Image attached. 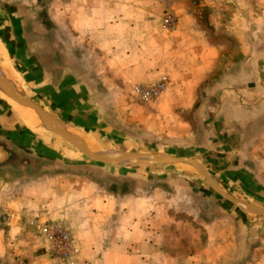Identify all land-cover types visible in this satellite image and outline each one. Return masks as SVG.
I'll return each instance as SVG.
<instances>
[{
	"label": "crops",
	"instance_id": "crops-1",
	"mask_svg": "<svg viewBox=\"0 0 264 264\" xmlns=\"http://www.w3.org/2000/svg\"><path fill=\"white\" fill-rule=\"evenodd\" d=\"M174 11L165 34L153 0H0V81L61 131L76 129L91 153L112 154L83 69H121L130 86L166 74L153 101L125 91V132L152 126L151 149L195 159L228 198L173 168H160L165 176L148 189L137 167L121 174L132 183L125 191L37 192L36 172L80 160L69 147L79 152L35 133L44 122L22 121L34 108L0 87L13 114L0 108V264H50L34 219L68 224L72 264H264V219L246 209L264 214V0H175Z\"/></svg>",
	"mask_w": 264,
	"mask_h": 264
},
{
	"label": "rangeland",
	"instance_id": "rangeland-1",
	"mask_svg": "<svg viewBox=\"0 0 264 264\" xmlns=\"http://www.w3.org/2000/svg\"><path fill=\"white\" fill-rule=\"evenodd\" d=\"M153 1L158 6V9L160 11L159 15H160V25H161L163 5L156 2L155 0ZM174 4H175V0H173V4H172L173 13L175 15ZM162 30L165 34L169 33V31H166L163 27H162ZM77 55L81 57V59L84 56L86 57V58L84 57L85 59H88L86 53L79 52ZM119 57H121L120 54H114L113 61L115 62V66H119V63H120ZM90 65L93 66V64L91 63ZM83 70L85 71V74L91 76V80L93 82V85L91 86L92 87L91 89L92 97L97 96L96 98L99 99L97 101L92 100V103H93V107H97L98 109L97 111L100 112V116L98 117V120L100 121L102 127L106 130L105 132H108V135H107L108 140L104 138L103 141L101 142L106 145L107 149L113 150L114 153H112L111 155L115 157V156H122V155L135 154V153L159 154V152H157L154 149H151L149 145H147V143L153 142V140L151 139H154V137L156 138V135L154 134L155 130L152 131L153 129L152 126L147 127V129H151V132L147 131L146 135L139 132L137 128H134V126L133 127L130 126L128 132L127 131L125 132V125H126L125 124V114L123 113V110H124L123 107H125V91L127 92V94H129L130 99L132 100L133 98L132 97L133 93L131 94L132 87L138 84L137 83L131 84V86L129 84L125 85V77L122 75L123 70L121 69L87 68ZM161 76H167V75L160 74L158 76V79ZM105 79H109L113 81V86H110L109 84H107ZM140 86H145V85H140ZM167 87H168V84H167ZM134 101L140 104L148 103V102H139L137 99ZM0 108L1 110H5L6 112L13 115L11 113L12 112L11 109L2 100H0ZM110 113H112L113 116L109 115ZM51 117L52 119L59 121L58 118L54 116H51ZM22 121H23V118H22ZM18 122L20 121L18 120ZM106 124L112 125L114 127V130L110 131L109 127L105 126ZM35 133H42V134H46L47 136L48 134H52L47 130H44V131L36 130ZM52 136L53 138L60 140L54 134H52ZM96 144L97 146L102 147L101 146L102 144L100 142H97ZM69 148L70 150L74 152V154H76L77 158L80 159L81 161L80 160L76 161L78 163L77 165H75L74 163L76 162H74V163H71V165L67 164L66 166H59V167L52 166L51 164L44 165L43 168H41L38 172L34 174L35 187L33 188V190L38 189L37 192H39L40 190L44 189L42 188V186L50 184L51 187L47 188L48 191H54L55 193H62V192L66 193L68 191L70 192L77 191V188L80 186H83L85 188L94 186L95 188L97 187L98 189H108L109 191L117 190L121 192V190L125 191V189H128V188L132 189V187H129V185L132 184L131 181H125V179H123L124 181H121V178H122L121 174L125 173L129 169H133L137 167H139L140 170H145L143 171L144 172L143 176L144 177L147 176L146 185H145V188L147 189L154 187L156 185H159L158 181L162 177L165 176V173H160L161 172V170H159L160 168H173V171L178 172V173L180 172L181 173H184V172L185 173L187 172L195 173L199 177V179L202 180L203 183L209 188V190H211L210 187L204 182V180L199 176V174L194 168H189L181 164H175V165L162 164L163 167H155L154 169L153 167H146V166H156V165L129 166L128 164L133 162V160H128V161L121 162V164L123 165H112V164H107V163L96 162L83 155H80L75 150H73L71 147ZM158 166H161V165H158ZM58 174L63 177H60L59 179H57V177L55 176H57ZM45 175L49 176L51 181L50 180L49 181H39V180H42L41 178L44 177ZM157 178H159L158 181H156ZM64 179H66V181L64 182L59 181V180H64ZM211 191L214 192L213 190Z\"/></svg>",
	"mask_w": 264,
	"mask_h": 264
},
{
	"label": "built area",
	"instance_id": "built-area-1",
	"mask_svg": "<svg viewBox=\"0 0 264 264\" xmlns=\"http://www.w3.org/2000/svg\"><path fill=\"white\" fill-rule=\"evenodd\" d=\"M163 5L161 25L166 31L176 27V17L173 13V0H155ZM167 76H161L149 86L134 85L132 93L139 102H149L161 95L167 87ZM36 230L40 245L50 261V264H72L71 258L77 254L69 237V226L64 222L30 221Z\"/></svg>",
	"mask_w": 264,
	"mask_h": 264
},
{
	"label": "water",
	"instance_id": "water-1",
	"mask_svg": "<svg viewBox=\"0 0 264 264\" xmlns=\"http://www.w3.org/2000/svg\"><path fill=\"white\" fill-rule=\"evenodd\" d=\"M0 87L3 88L5 93L19 101L21 104L27 107L34 108L39 118H41L45 124V130L49 131L50 133L54 134L55 136L63 139L67 143H69L74 149H76L81 155L94 160L96 162L107 163L112 165H123L121 162L133 160L129 166H140V165H170V164H177V163H186L192 166L199 176L204 180V182L219 196L224 198H228L227 195L215 186L209 178L207 171L205 170L204 165L198 163L195 159L191 157H183V156H170L165 154H146V153H135V154H127L123 155L125 157L122 161H117L121 156H107V158H98L94 154H92L89 150L80 147L70 136L66 135L63 131H61L55 124L54 119L50 115H48L38 104L29 100V99H22L19 98L16 92L10 88L8 85L2 83L0 81ZM248 211L258 215L260 218L264 219V214L260 213L254 209L246 207Z\"/></svg>",
	"mask_w": 264,
	"mask_h": 264
},
{
	"label": "bare ground",
	"instance_id": "bare-ground-1",
	"mask_svg": "<svg viewBox=\"0 0 264 264\" xmlns=\"http://www.w3.org/2000/svg\"><path fill=\"white\" fill-rule=\"evenodd\" d=\"M8 73H9V71H8ZM7 75V74H6ZM7 76H9V75H7ZM3 77V76H2ZM21 93V92H20ZM23 95V94H22ZM21 111V113H24V110H20ZM25 113H26V111H25ZM22 116H23V114H22ZM26 117H28L27 119H24L23 117V121L24 122H26V123H36L37 124V121L36 120H38V121H41V122H43L39 117H38V115H36V114H32L31 116H26ZM33 119V120H32ZM53 122H55V121H53ZM58 127V126H57ZM34 128V127H33ZM37 128V127H36ZM37 129H39V128H37ZM65 130L68 132H65L64 131V133L66 134V135H68V136H72L71 138L80 146V147H83V148H85L84 146H82V145H80L79 144V140H78V136H77V132H76V129H74V128H72L71 126H69V125H66L65 126ZM74 135V136H73ZM90 140H91V142H92V145L96 148V149H98L99 147L97 146V144H96V142L94 141V139L90 136ZM102 148V147H101ZM86 149V148H85ZM99 150H100V148H99ZM99 150H98V152H99ZM103 151V150H102ZM92 152V151H91ZM92 154H94L95 156H98V158H107V156H110L111 155V153H109V152H102V153H92ZM112 156V155H111ZM110 156V157H111ZM125 159V157L122 155L121 156V158H119L117 161H122V160H124ZM178 164V163H177ZM183 164H185V165H188V166H190L189 164H186V163H183ZM192 167V166H191Z\"/></svg>",
	"mask_w": 264,
	"mask_h": 264
}]
</instances>
